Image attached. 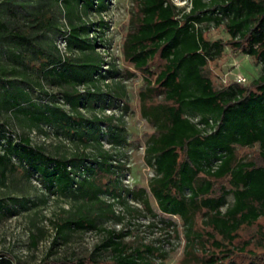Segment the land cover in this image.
<instances>
[{
    "label": "trees",
    "instance_id": "1",
    "mask_svg": "<svg viewBox=\"0 0 264 264\" xmlns=\"http://www.w3.org/2000/svg\"><path fill=\"white\" fill-rule=\"evenodd\" d=\"M110 2L0 0V111L15 110L33 126H51L72 141L95 146L92 152L54 154L5 120L0 123L1 173L22 167L51 191L91 204L105 203L102 194L121 200L126 193L150 207L152 195L163 212L184 220L188 244L202 242L205 264H264V249L250 247L249 240L237 243L239 230L264 216V0H190L189 8L174 0H136L123 52L144 74L141 114L153 127L145 158L154 169L148 186L136 188L124 184L120 176L126 167L113 162L118 157L103 147L104 141L128 144L124 127L114 116L98 114L121 97L120 91L104 88L117 71L103 67L97 50L106 42L109 23L85 16L104 13ZM55 5L67 28L60 25ZM210 22L223 25L229 38H207L203 24ZM49 31L55 35L54 50L44 42ZM58 39L78 53L61 54ZM226 45L254 57L262 64L261 74L249 84L234 80L216 87L206 67ZM81 85L87 89L80 90ZM54 86L62 90H51ZM255 144V156L239 157V146ZM112 204L107 203L114 213ZM203 210L210 226L206 236L195 227ZM98 217L74 213L58 225L59 233L96 228ZM123 236L111 228L90 256L50 253L34 264H166L155 261L153 246H131ZM105 251L108 261L102 258ZM0 264L22 262L0 250Z\"/></svg>",
    "mask_w": 264,
    "mask_h": 264
},
{
    "label": "rangeland",
    "instance_id": "2",
    "mask_svg": "<svg viewBox=\"0 0 264 264\" xmlns=\"http://www.w3.org/2000/svg\"><path fill=\"white\" fill-rule=\"evenodd\" d=\"M174 1L189 8L190 0ZM137 9L136 0H111L104 13L96 12L85 16V19L103 17L109 23V28L104 32L106 42L99 45L97 50L104 57L103 67L115 68L117 71L106 79L110 85L105 83L104 88H111L113 92L120 91L121 98L112 109L98 111V114L114 116V122L125 129L128 144L121 146L104 141L103 147L114 154V157H118L113 159V162L126 167L125 175L120 178L130 188L148 186L149 178L154 174L153 167L145 158L146 141L153 132V127L141 114L139 92L145 84L144 74L125 59L123 52L124 36L130 27L131 16ZM54 11L58 14L60 25L67 28V21L60 14L59 6L55 5ZM203 28L206 37L211 40L229 38L223 25L216 26L210 22L203 24ZM48 34L44 42L54 50L55 35L51 31ZM59 50L67 56L78 53L70 49L63 52L60 48ZM157 61L162 62L159 59ZM206 71L216 87L236 80L238 75L246 76L247 81L244 84H249L261 74L262 64L251 55L226 45L220 56L209 61ZM78 88L83 90L87 89V86L81 85ZM50 89L59 92L62 87L54 86ZM33 95L38 98L36 91H33ZM86 114L91 116L92 113L86 111ZM5 120L19 132H30L34 143L44 145L54 154L71 156L82 149L87 152L95 149L92 144L86 147L70 140L64 134L57 133L51 126H33L24 114L15 110H1L0 123ZM258 150V144L237 148L241 158L255 156ZM3 151L0 145V154ZM101 197L105 203L91 204L83 198L51 191L39 177L29 175L22 167L7 175L0 171V250L9 251L22 264H34L50 253V257L90 256L95 247L107 237L108 230L114 228L123 232V239L131 246H153L155 253L151 255L157 262L205 264L203 259L206 250L203 249L202 242L195 240L196 245L188 244L184 220L163 212L152 195L149 196L150 207L126 193L121 200L108 194H102ZM228 200L229 204L233 202L232 194L228 195ZM111 202L114 213L107 205ZM223 208H226V205ZM78 212L97 214V227H72L60 234L58 225ZM206 219L207 212L204 210L196 214L195 227L204 236L210 228ZM58 235L57 242L53 243ZM248 240L250 247L264 249V216L254 224L244 225L239 230L237 243L244 244ZM102 258L108 261L109 252L105 251Z\"/></svg>",
    "mask_w": 264,
    "mask_h": 264
},
{
    "label": "built area",
    "instance_id": "3",
    "mask_svg": "<svg viewBox=\"0 0 264 264\" xmlns=\"http://www.w3.org/2000/svg\"><path fill=\"white\" fill-rule=\"evenodd\" d=\"M56 41H57L56 42L57 46L62 50V52H63V50L65 51V50L68 49L67 46H66V41L64 39H58ZM236 80L239 81V82L245 83L247 81V77L244 76V75H238ZM109 109H112V108H109Z\"/></svg>",
    "mask_w": 264,
    "mask_h": 264
}]
</instances>
